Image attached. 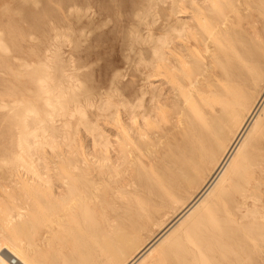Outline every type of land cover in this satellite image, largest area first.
<instances>
[{
  "label": "bare ground",
  "instance_id": "1",
  "mask_svg": "<svg viewBox=\"0 0 264 264\" xmlns=\"http://www.w3.org/2000/svg\"><path fill=\"white\" fill-rule=\"evenodd\" d=\"M189 1L196 2L190 21L187 15H174L171 11L164 18L159 36L153 38L148 31L143 37L150 40L146 58H139L146 70L134 75L130 88H115L112 103L110 98L98 96V111H109L112 106L116 127V138H97L91 143L97 144L100 150L98 179L113 177L114 187L123 190L134 183L135 174L140 175L144 168L147 173L142 172L141 181L154 193L156 202L166 196L176 199L182 192L200 187L185 208L124 264L141 261L167 238L176 224L181 226V218L189 214L194 216L161 250L158 261L171 264L190 257L203 264L215 253L231 264H244L240 261L241 253L247 258V251L232 252L227 243L235 234L232 217H241L240 209L247 204L245 189L238 183L250 182L252 167L257 173L264 171V85L255 96L258 84L264 81V0H181V12ZM251 6L254 18L249 20V13L244 11ZM67 9L69 15L80 11L75 4ZM87 9L88 6L85 12ZM134 14L137 25L144 24L148 17L154 21L155 17L151 4ZM64 29L53 27L52 39L56 44L51 52L53 83L49 87L43 79H36L43 93L52 90L50 98H45L51 111L41 116L35 108L25 109L16 138L20 154H15L12 162L26 163L24 157L33 149L37 128L49 131L50 137L56 136L59 131L51 117L59 112L64 115L69 103L73 104L72 111L78 114L86 130L99 131L79 100L82 94L84 103L93 106V99L89 97L93 91L81 82L74 67L63 72L60 42L64 39L70 44L68 40H72L73 34L70 25ZM129 37L131 45L142 38L136 31L130 32ZM225 38H230L229 46L222 42ZM213 64H218V70ZM249 105L251 108L245 115ZM206 170L210 176L201 182ZM85 179L78 191L71 185L63 190L58 178L46 180L48 188L37 189V200L44 204L41 218L49 224L79 214L88 218V202L98 195L94 176ZM156 187L160 189L158 192ZM45 192L53 197V205L47 203ZM147 205L156 203L149 201ZM113 210L112 223L103 218L100 245L108 256L118 258L137 242L136 232L142 228L146 214L139 208H133L131 213L127 208L120 212L118 207ZM121 216L127 218L124 225L118 223ZM185 240L191 243L193 252ZM0 242V264H9L10 258H15L17 264H32L4 237H0ZM4 253L7 255L3 257Z\"/></svg>",
  "mask_w": 264,
  "mask_h": 264
},
{
  "label": "rangeland",
  "instance_id": "2",
  "mask_svg": "<svg viewBox=\"0 0 264 264\" xmlns=\"http://www.w3.org/2000/svg\"><path fill=\"white\" fill-rule=\"evenodd\" d=\"M71 4H75L80 11L67 14V8ZM148 4H151L155 14L154 21L148 17L144 24L137 25L134 13L142 11ZM195 6L196 2L189 1L181 12V0H0V105L5 104L0 107V237L10 242L32 264H124L144 243L173 220L199 191L198 185L182 192L176 199L166 196L163 201L156 202L154 193L149 192L141 181V175L143 178V173H147L144 168H141L139 176L135 174L133 184L127 185L123 190L117 189L114 187L113 177L102 180L97 178L100 150L97 144L91 145L97 138H116L112 106L109 111L100 113L96 105L99 97L110 98L108 100L112 103L115 88H130L134 75L146 70L139 63V58H146L150 40L143 37L148 31L153 38L159 36L164 18L171 11L174 15H187L190 21L195 13ZM83 12L86 14L82 15ZM244 12L249 13L247 19L254 18V7L251 6ZM68 25L73 28L72 40H68L70 44H67V40L63 39L59 46L63 72L74 67L81 82L96 93H89L94 107L84 103L82 94L79 100L88 118L95 121L99 131L93 133L86 130L79 121L78 114L72 111L73 104L69 103L67 110L70 112L67 111L64 115L59 112L57 116L51 117L53 125L59 131L56 136L50 137L49 131H41L36 129L35 123H32L33 126L30 124L38 133L34 138L35 144L33 141V149L25 155L26 163L12 162L13 156L20 154L16 138L25 109L35 108L41 116L51 111L46 99L50 98L52 90L48 89L47 94L43 93L36 79H43L49 87L53 83L51 52L56 45L52 39L53 27L57 26L63 31ZM133 31L142 38L131 45L129 33ZM222 42L227 46L231 44L230 38H225ZM213 66L218 70V64ZM263 85L264 81L258 84L256 97ZM200 101L206 105L205 101ZM250 108V105L246 107L245 115ZM262 157L264 158V154ZM92 176L95 178V193L98 197L88 202V218H82L79 214L72 219L64 217L61 221L50 224L41 218L44 204L37 200V189L42 186L48 188L49 182L46 180L58 178L63 190L71 185L74 191H78L79 185L85 183V177ZM209 176L210 171L206 170L201 182H205ZM248 180L250 182L238 183L239 187L245 189L243 193L247 196L248 205L245 204L240 212L236 211L241 213V217H232L236 225L235 234L227 244L232 252L238 249L247 251V258L244 253L240 255V261L244 264H264V171L257 173V169L252 167ZM255 182L258 185L252 186ZM155 190L158 192L160 189L156 187ZM45 199L49 205L54 204L53 197L47 192ZM149 201L156 205H147ZM116 207L119 212L127 208L130 213L133 208H139L146 215L142 220V228L136 232L137 242L131 244L118 258H112L104 253L100 245V234L104 227L103 218L106 217L112 223L115 217L113 208ZM192 216L194 214L181 218L182 225L178 227L176 224L167 238L137 264H169L158 261V256L182 232L183 226L188 224ZM126 220L121 216L118 223L124 225ZM93 231L95 232L92 233ZM184 242L189 251L193 252L191 243L188 240ZM1 245L0 242V248ZM6 255L4 253L3 257ZM183 259L171 264H199L190 257ZM203 264L231 263L215 253Z\"/></svg>",
  "mask_w": 264,
  "mask_h": 264
},
{
  "label": "built area",
  "instance_id": "3",
  "mask_svg": "<svg viewBox=\"0 0 264 264\" xmlns=\"http://www.w3.org/2000/svg\"><path fill=\"white\" fill-rule=\"evenodd\" d=\"M9 264H17L15 258H10Z\"/></svg>",
  "mask_w": 264,
  "mask_h": 264
}]
</instances>
